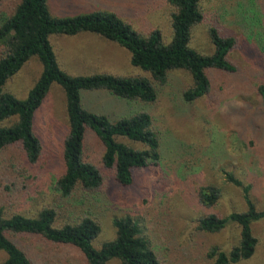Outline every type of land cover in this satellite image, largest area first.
Masks as SVG:
<instances>
[{"label": "rangeland", "instance_id": "1", "mask_svg": "<svg viewBox=\"0 0 264 264\" xmlns=\"http://www.w3.org/2000/svg\"><path fill=\"white\" fill-rule=\"evenodd\" d=\"M46 6L56 18L111 11L140 33L158 28L164 41L170 35L169 8L163 0H46ZM202 7L206 15L214 16L223 29L237 36L238 47L230 57L238 71L215 73L214 93L188 104L179 99V91L190 83V77L186 71L173 70L156 104L131 105L130 110H144L150 115L154 132L160 137V160L154 167L136 171L132 184L125 187L117 186L109 174H104L103 188L90 206L100 222V231L92 240L95 249L113 237L111 220L128 215L137 222L150 248L162 255L164 264H213L204 256L206 249L215 246L228 251L238 241V228L228 221L217 233L197 231L195 225L202 211L193 203L196 187L210 183L220 189L215 210L221 216L242 211L246 205L240 187L225 179V174H230L248 186L255 208H264V104L256 92L257 85L264 82V0H203ZM61 36L64 39L60 41L61 52H55L56 61L72 67L67 71L59 64L70 74L93 73L77 70L81 59L89 61L87 69L98 64L118 75L141 73L130 65L127 51L114 43L96 39L93 44ZM53 37L50 34L49 40ZM189 47L197 52H212L204 25L192 30ZM80 54L83 57L79 58ZM40 70L37 58L29 57L18 72L7 78L4 89L18 99L24 98ZM91 92L97 91L81 92V101L89 110L110 117L129 111L125 101L104 91H100L103 97L95 98ZM111 99L122 102L123 110H100L109 109L113 103L107 100ZM32 126L44 157L33 168L31 177L24 179L28 188H21L8 200L0 195V207L5 214L16 212L31 217L39 206L59 203L61 218L56 223L60 226L62 221L77 216L84 206L75 197L60 198L51 186L63 169L61 140L67 130L64 95L57 84L49 85L33 113ZM85 136L86 152L96 162L101 145L92 131H85ZM117 141L140 148L126 139ZM251 231L256 238L252 255L234 264H264V220L252 221ZM13 239L38 264H84L82 255L71 246L28 236ZM2 257L0 253V260ZM106 264L119 261L111 258Z\"/></svg>", "mask_w": 264, "mask_h": 264}, {"label": "trees", "instance_id": "2", "mask_svg": "<svg viewBox=\"0 0 264 264\" xmlns=\"http://www.w3.org/2000/svg\"><path fill=\"white\" fill-rule=\"evenodd\" d=\"M163 1L169 8L170 35L165 41L158 28L140 33L111 11L56 18L49 14L46 0H0V195L8 200L21 188L25 191L28 187L24 179L31 177L44 157L32 118L49 85L55 83L63 91L67 130L61 140L63 169L51 186L60 198L75 197L84 206L77 216L62 221L60 226L56 223L61 218L59 203L41 205L31 217L16 212L5 214L0 207V264H38L13 239L19 236L71 246L82 255L84 264H106L111 258L119 264H164L162 255L150 248L139 225L128 215L113 218V237L93 248L92 240L100 231V222L91 202L97 200L103 188L104 174H109L117 186L125 187L132 184L136 171L154 167L160 160V137L154 132L150 115L144 110H130L131 105L156 104L173 70L186 71L190 77V83L179 91L182 102L192 104L201 97H210L214 93L215 73L238 71L230 53L239 41L214 16L204 13L203 0ZM199 25L205 26L211 53L189 47L191 32ZM81 31L96 34L126 50L130 65L141 73L67 74L56 63L49 35ZM31 56L37 58L41 70L26 96L18 99L4 89V83ZM82 91H104L125 101L129 111L114 117L91 111L81 101ZM256 92L264 104V82L257 85ZM87 130L94 133L102 148L96 162L86 152ZM117 138L139 144L140 148ZM225 179L240 187L244 210L221 216L215 210L220 189L210 183L198 185L193 199L202 211L196 221L197 231L217 233L228 221L238 228V241L228 251L215 246L206 249L204 256L213 264H234L249 258L256 244L251 222L264 220V208H255L248 196V186L230 174H225Z\"/></svg>", "mask_w": 264, "mask_h": 264}, {"label": "crops", "instance_id": "3", "mask_svg": "<svg viewBox=\"0 0 264 264\" xmlns=\"http://www.w3.org/2000/svg\"><path fill=\"white\" fill-rule=\"evenodd\" d=\"M61 35L62 34H54L53 39H51V41L49 40V42L51 44V48H52L53 53H54V56H55V60H57V56H56V53L55 52H57L58 54L61 52V45L60 44L62 42H60V41H62V39H64V38H62ZM78 35H81V36L79 37ZM69 36L71 37V38H69L71 40H75L76 38H80V39H83L86 42L93 43V44H94V42H95L96 39H102V40H104V42L108 43L107 42L108 40H106V39H104V38H102V37H100V36H98L96 34L89 33V32H84V31L77 32V33L72 34V35H69ZM109 42H111V41H109ZM111 43H113V42H111ZM78 57L81 58V57H83V55L80 54ZM56 63H57V61H56ZM88 63H89L88 60H85V61L82 60V59L79 60V62L77 63V68H78L77 70H79V71H92L93 73H90V74L102 73V72L114 73L112 71H108L107 69L100 68L98 64L97 65H94L92 68L87 69ZM59 64L62 65L63 68H65V70H67V71H71V69H72V67H70L68 65H63L61 63H59ZM59 64L57 63L58 66H60ZM63 68H61V69L63 71H65ZM66 73L69 74V75H72V76H87V75H90V74H87V75L70 74L68 72H66ZM91 93H94V94H91V95H94L93 97H95V98L96 97L97 98L103 97L102 96V93L103 92L97 91V92H91ZM107 101H110L113 104H109V107H108L109 109H102V108H100V110H109V111L111 110L112 112H120L124 108L122 102H117L118 100L116 102H115V100H112V99L111 100H107ZM117 103H119V104H117Z\"/></svg>", "mask_w": 264, "mask_h": 264}]
</instances>
